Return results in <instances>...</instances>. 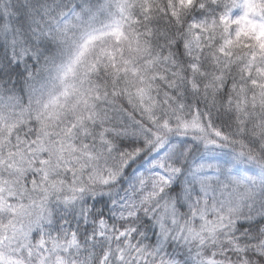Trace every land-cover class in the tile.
<instances>
[{
	"label": "snow or ice",
	"instance_id": "6c2138e0",
	"mask_svg": "<svg viewBox=\"0 0 264 264\" xmlns=\"http://www.w3.org/2000/svg\"><path fill=\"white\" fill-rule=\"evenodd\" d=\"M0 264H264V0H0Z\"/></svg>",
	"mask_w": 264,
	"mask_h": 264
}]
</instances>
